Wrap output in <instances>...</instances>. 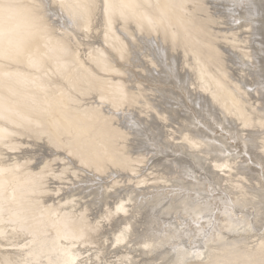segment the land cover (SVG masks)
Instances as JSON below:
<instances>
[{"label": "bare ground", "instance_id": "6f19581e", "mask_svg": "<svg viewBox=\"0 0 264 264\" xmlns=\"http://www.w3.org/2000/svg\"><path fill=\"white\" fill-rule=\"evenodd\" d=\"M259 100L264 0H0V138L17 127L51 151L0 163L30 170L9 195L0 190V206L13 201L10 215L33 216L52 180L51 203L63 211L59 229L28 242H19L15 225H23L9 217L0 264H102L126 250L150 264H264L263 205L233 218L236 205L264 197V185L234 183L264 170ZM232 122L249 130L241 141L259 168L206 131L219 127L237 139ZM34 191L40 197L27 205L24 195ZM217 199L222 207L212 209ZM109 200L115 204L104 210ZM253 216L263 219L257 234ZM54 218L46 211L43 222ZM110 221L116 229L98 238L109 246L79 245ZM111 264L133 262L123 255Z\"/></svg>", "mask_w": 264, "mask_h": 264}, {"label": "rangeland", "instance_id": "374dc122", "mask_svg": "<svg viewBox=\"0 0 264 264\" xmlns=\"http://www.w3.org/2000/svg\"><path fill=\"white\" fill-rule=\"evenodd\" d=\"M192 7H193V5L189 3L188 4L189 10L190 9L192 10ZM251 33L248 30V31H245L243 33V35L244 36H247V34H248L250 36V39L253 40V36L251 35ZM249 36H248V39H249ZM84 37H88V39L86 41H84V42H88V41H91V39H93L92 33H91L90 36L84 35ZM131 68H132L133 71H135V68L134 69H133V67H131ZM134 73L137 76V77L135 76V78L141 79V77L137 74L136 71ZM248 77H249L250 81L253 83L252 77L251 76H248ZM187 84H189V83H187ZM186 86H188V85H186ZM254 87L255 86H253L251 90L255 89ZM186 96H187V94H186ZM253 98H251V99H253ZM258 99H260V98H258ZM184 100L189 105V107L191 109L190 112H192V110L194 109V108L192 109V107H194V105L192 104L191 100L190 99H186V97H185ZM258 102L264 103V100H259ZM252 105H254V103ZM174 107H176V106H174ZM234 123L232 124V127H234L236 125L234 128L237 127L236 130L239 133L237 139H233L228 132L219 129V127L216 128L215 126H213V129L211 130L212 132L211 131H208V130H206V131L208 133H212L213 135H215L217 137L219 136L220 138L223 136L222 137L223 138L222 140H224V141L227 140L226 142L228 143V145L233 146L232 149H234L233 150V153L236 154L235 156L236 157L238 156V159H242L244 157L243 158L244 160L243 159L242 160L244 161V164H246L247 167H249L250 169L259 168V166L253 162V161L256 160V157L254 155H251L252 154L251 152H249V155L250 156L246 155V152L244 151L245 148H244V146L242 144V141H241L242 140L241 135L246 134L247 131L249 132V130L243 129V127H241L242 125H241L240 122H238L237 124L235 123V125H234ZM3 125H5L8 130H12L11 124L4 123ZM14 130L16 131V134H15V136L14 135H11V138L12 139L10 137H7L5 139L4 138H0V157H1L0 158V163L2 161H4V163L5 162H9L11 160H15L16 157H18V158L20 157L19 159H16L15 160V162H18L21 159V157H24V155L25 156H28V155L33 156V155H38V153L44 154L47 157H49L51 155V151H50V147L49 146H44V145H41V143L34 141V139H36V135L33 132H29V131H26L24 129H20V128H17V127ZM262 133L263 132H261L260 134H262ZM13 139H15V140H13ZM28 142L29 143L33 142L34 143V146H36V147H39L41 145L40 147H44V148H40V149L34 148V147L33 148H28L26 146V144ZM15 145H17L18 148H15V149H11L10 148L11 146H15ZM238 152H240V153H238ZM58 154H60L59 151L56 152L53 156H56L57 157ZM181 154H180V157H178V159H182L181 157H184L185 156L184 154H183L184 156L183 155L181 156ZM42 157L45 158V156H42ZM170 157H172V156H170ZM68 159H70V157L66 156V159L65 160H68ZM179 161L183 162V161H185V159L184 160H179ZM50 163H52V162H50ZM55 165H56V167L59 166V164H55ZM55 165H54V167H55ZM62 165H64V164H62ZM65 167H67V165H65ZM33 168H34V166H33ZM209 170L212 171L214 169L208 167V171ZM249 171H247L245 173L246 174H249V175H252V176L247 175L246 176V179H244L242 181V183H237V182H234V183L235 184H242L247 189H251V188H253V186L255 187L256 184L259 185V186L264 185V170H262V172L259 173V174L257 172H255V171H252V172L251 171L249 172ZM27 172H30V170H25V166H22L21 167V170L18 171L14 167V163L13 164H10V165H7V163L6 164H3L2 166H0V185H1V187H0L1 189L0 190H4V192H6V194H8V192L11 193L12 190H13L11 183H15L17 181L18 182L24 181V180H21V179H23L21 177L25 176ZM14 173H17V174L14 175L13 178H11L12 174H14ZM78 173L79 174H82V177H84L85 174H89L88 172H86L83 169H80L78 171ZM215 173H216L215 176L218 177V178L219 177L220 178H223V177L226 176V175L223 176V174L221 172H215ZM91 175H93V173H91ZM203 175H205V176L207 175L208 178L210 176V175H208V173L207 174L205 173ZM253 176H254V179H253ZM16 178H19V179H16ZM113 178H114V176H113ZM201 178H202V176H201ZM247 178H248V180H247ZM185 180H188L189 181V179H187V178H185ZM221 182H222V180H221ZM2 184H6V185L5 186H2ZM215 185L216 184L214 182L213 183V187H216L217 188L218 185H216V186ZM237 188L236 189H233V188L230 189V195H232V196H238V194H240V191L242 190V188H238V189ZM45 190H46V195L44 197V204H42V203H39L38 204V205H40V207H38V209L35 211V213L33 214V216H29V214H21V215H18V216L10 215V210H11L13 201L10 202V203H6V205H1L0 206V222L1 221L2 222L0 223V227L9 226L7 224L8 222H10V220L8 218L9 217H14L16 221H19L23 225V226H21V225H15L16 226V230L15 231L19 235H23V239L21 241H19V242H28L30 240H37L38 238H43V237H45V235H49L51 233V230L50 229L52 228V226H54L56 229H59L60 228V224L59 223H60V219H61V215L63 214V211H62V208H60L59 206L57 207V206H55V204L51 203L52 200H54V199L57 198V196H56V193H57L56 185L52 183V180L45 185ZM210 190H211V188H210ZM24 192H26L25 189L24 190H21L20 193H24ZM212 194H220L224 198V195L221 194V191H214ZM38 197H40V196H37V192L34 191L31 194H25L24 195V200L26 201V204L27 205H29L30 203H33L34 204L38 200V199H35V198H38ZM10 198H12V196H10ZM258 199H260L261 202H259L258 200H256V201L255 200H251L249 202V204H247L245 206H241V205L240 206H237L236 205V211L233 213V218L235 220H241L243 214L245 216V214H248L250 211H253L255 208H257L259 206H262V205H263L262 208L264 209V202H262V200H264V197H258ZM236 200L237 199H235V201H234L235 203H237ZM109 202H110L109 205H105V207H103L104 210L105 209L108 210L112 206H114V204H115L114 202H112L111 200H109ZM215 202L216 201H213L212 204H211V208L212 209L213 208L216 209V207H218V206L222 207V205L218 201V199H217V204ZM259 209H260V207L257 208V212H258ZM46 211L47 212H50V213L55 212V218L50 223L43 222V220L45 219V216H46ZM213 214H215L214 216L218 217V220H219V217L221 216V213H219L218 210H215V211H213ZM111 218H109L108 220H110ZM119 218H122L120 216V214H116V219H115L116 221H114V222L116 223L117 222V219H119ZM252 220H253V224L255 225V228H256V226L258 228V230L255 231V233L257 234V233L260 232L259 231V227L262 226L263 219L259 216V218H256V221H254L255 219H254V216H253ZM112 221H110L109 223L103 225L101 228L93 229V231L88 232L87 239L81 238L80 239V242H79V245H86L87 244V245H89L91 247L93 245L94 246H97L98 243H100V244L103 243V245H105L106 247L109 246V245H107L109 242L103 241V238L100 239V241H98V238L101 237L102 233L106 232L107 234L109 233V235H110L111 234L110 232H112L113 230L116 229L115 228V225H114L115 223L113 222V225H112ZM172 221H175V219H173ZM37 224H39V225L36 227ZM15 226H13V227H15ZM107 228H108V230H107ZM215 228L216 229L214 231L216 233H218L219 232V222H216ZM58 231H60V230H58ZM185 242L188 243V241H185ZM13 243L15 245L18 244V242H13ZM4 244H5L4 240L3 239H0V247L1 246H4ZM213 244L216 245V242H213ZM118 252L119 251L115 252L114 254L117 255ZM129 252L130 251L126 250L124 253L123 252H120V255L121 256H123V255L124 256L129 255L130 256V260L133 262V264H150V260L145 259V258H142V257L138 256L136 253H134V252L132 253V251L130 253ZM114 254L112 256L107 257L102 264H109V263L111 264L113 262H117V260H119V258L121 256H114ZM221 264H223V263H221ZM224 264H226V263H224Z\"/></svg>", "mask_w": 264, "mask_h": 264}]
</instances>
